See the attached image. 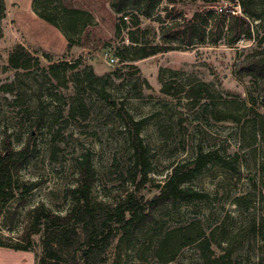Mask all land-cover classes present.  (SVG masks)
<instances>
[{"label":"rangeland","instance_id":"374dc122","mask_svg":"<svg viewBox=\"0 0 264 264\" xmlns=\"http://www.w3.org/2000/svg\"><path fill=\"white\" fill-rule=\"evenodd\" d=\"M181 1L177 10L187 18L194 10H228L232 5ZM62 2L91 15L93 25L71 35L76 44L35 15L32 0H4L0 154L29 142L31 156L14 179L36 186L0 204V264H35L34 252L14 249L22 246L27 214L37 207L66 213L71 206L67 190L76 184L83 154L89 155L94 170V208L111 209L132 192L128 172L136 138L151 154V172L138 192L145 198L174 166L200 153L215 152L217 159L181 185L202 199L157 207L151 219L118 237L105 264H264V132L259 125L264 104L259 82L236 72L239 62L264 48V22L251 40L168 51L132 62L135 68L128 69L115 54L132 44L130 37L149 45H180L161 37L166 15L178 12L164 10V0L151 18H141L138 25L133 19L116 34L111 0ZM18 44L38 57L28 70L9 66ZM53 64L57 77L50 72ZM120 109L140 123L137 132L121 120ZM30 241L37 247L38 236Z\"/></svg>","mask_w":264,"mask_h":264},{"label":"trees","instance_id":"16d2710c","mask_svg":"<svg viewBox=\"0 0 264 264\" xmlns=\"http://www.w3.org/2000/svg\"><path fill=\"white\" fill-rule=\"evenodd\" d=\"M163 1L111 0V7L116 14V34L133 19V24L138 25L141 18H151L152 13ZM165 1L167 6L164 10L170 7V11L178 13L171 18V15H166L165 19L168 20L162 22L161 37L168 39L170 43L177 40L180 45H149V42H139L130 37L132 44L123 46L122 50L115 54L123 68H135L132 62L168 51H185L222 41L233 46L242 40L253 39L255 29L264 22V0H221L232 4L231 8L194 10L188 18L177 10L182 4L181 0ZM208 2L203 0L205 4ZM234 7L239 10H234ZM32 10L40 19L62 32L69 44H76L71 37L76 29L81 30L93 25L90 14L80 9L67 8L62 0H32ZM5 13L4 0H0V23L5 18ZM82 15L87 17L86 21H81ZM128 51L132 52L130 57L127 56ZM43 57L51 61L50 56ZM31 61L37 64L38 57H32L28 49L21 44L14 47L8 58L10 68L16 71L28 70ZM62 63L66 65L67 62ZM74 66L71 65L70 68ZM50 69L51 74L57 77L56 65H51ZM236 72L253 76L259 82V98L264 104V48L239 62ZM162 91L167 93V86L164 85ZM119 117L126 126H134L137 132L140 123L132 121L122 109ZM259 125L260 130L264 132V120L260 121ZM133 147L135 159L128 172L130 182L135 187L132 192L127 193L111 209L94 208L90 203V192L95 180L94 170L89 155L83 154L77 162L76 184L67 190L70 208L64 215L41 207L29 211L28 227L22 238V246L14 249L34 252L35 264H105L108 253L118 237L151 219L150 216L157 207L203 198L202 194L181 185L197 176L208 163L216 160L215 152L200 153L191 161L174 166L164 183L156 185L152 196L145 198V195L138 192L147 183V175L151 172L148 163L151 154L137 138ZM31 152L29 142H26L18 151L7 147L0 154V204L18 196H25L35 188V184H19L14 179L18 167L31 156ZM32 235L38 236L37 247L30 241ZM0 247H3L1 243Z\"/></svg>","mask_w":264,"mask_h":264}]
</instances>
